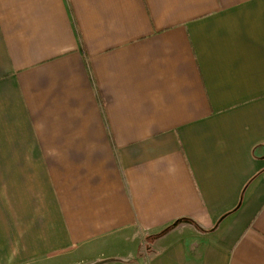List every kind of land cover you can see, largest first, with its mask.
Masks as SVG:
<instances>
[{
  "label": "crops",
  "instance_id": "1",
  "mask_svg": "<svg viewBox=\"0 0 264 264\" xmlns=\"http://www.w3.org/2000/svg\"><path fill=\"white\" fill-rule=\"evenodd\" d=\"M0 264H264V0H0Z\"/></svg>",
  "mask_w": 264,
  "mask_h": 264
},
{
  "label": "trees",
  "instance_id": "2",
  "mask_svg": "<svg viewBox=\"0 0 264 264\" xmlns=\"http://www.w3.org/2000/svg\"><path fill=\"white\" fill-rule=\"evenodd\" d=\"M244 191H245V188H244V190H243L242 193H241V196H240V200H239L238 205H240V203H241V200H242V196H243V194H244ZM185 220H186V219H185ZM186 221H189V220H186ZM191 223H194V222L191 221ZM194 225H196V224H194ZM169 228H170V227H167V228L163 229L162 231H160V232H158L157 234H155L153 237L160 236V235L163 234L165 231H167Z\"/></svg>",
  "mask_w": 264,
  "mask_h": 264
}]
</instances>
